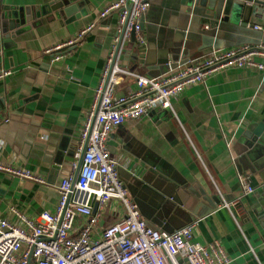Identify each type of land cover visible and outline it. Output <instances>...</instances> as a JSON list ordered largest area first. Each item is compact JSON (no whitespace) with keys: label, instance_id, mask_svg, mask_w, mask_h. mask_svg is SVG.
Instances as JSON below:
<instances>
[{"label":"crops","instance_id":"obj_1","mask_svg":"<svg viewBox=\"0 0 264 264\" xmlns=\"http://www.w3.org/2000/svg\"><path fill=\"white\" fill-rule=\"evenodd\" d=\"M2 1L33 15L49 0ZM110 1L70 0L78 5V17L52 12L31 17L21 26L23 32L0 48V70H11L0 80V163L44 181L0 171V218L16 222L13 209L29 219L55 210L57 184L71 171L81 124L116 36V14L99 17ZM233 10L227 22L214 32L208 30V38L197 44L192 41L197 24L187 28L180 0H149L142 18L143 42L127 39L120 65L156 76L171 56L182 63L207 51L261 42L264 20L258 15L241 17ZM241 21L247 24L242 26ZM91 24L62 59L51 62L43 53ZM185 32L186 53L173 54ZM256 60L264 64V58ZM134 89L133 79L127 77L115 93ZM171 107L127 120L109 134L108 148L117 170L138 175L147 168V159H163L213 205L192 221L193 241L205 244L218 239L228 264H264V70L226 68L203 83L186 86L171 98ZM240 177L246 178L252 192H242ZM223 198L237 202L224 207ZM104 214L99 227L117 220L116 211Z\"/></svg>","mask_w":264,"mask_h":264},{"label":"built area","instance_id":"obj_2","mask_svg":"<svg viewBox=\"0 0 264 264\" xmlns=\"http://www.w3.org/2000/svg\"><path fill=\"white\" fill-rule=\"evenodd\" d=\"M148 7L149 0H111L99 11V17L116 14L118 28L81 124L71 171L57 184L58 200L53 212L44 210L29 219L13 209L16 222L0 218V264L229 263L218 239L205 244L193 241L192 223L170 233L150 227L119 177L117 161L107 141L109 134L127 120L156 108L171 110L172 97L188 85L203 83L214 73L229 67L264 70V64L256 60L264 58V44H243L221 52L211 50L177 62L162 74H139L121 66L120 56L127 39L143 42L141 20ZM92 26L81 28L74 36L43 49V53L51 62L62 59ZM10 74L9 69L0 70V80ZM127 77L133 79L135 89L116 94V86ZM0 171L44 182L27 170L2 163ZM240 184L243 193L253 191L245 177H240ZM236 202L223 198L221 206ZM109 204H113L117 220L99 227Z\"/></svg>","mask_w":264,"mask_h":264},{"label":"water","instance_id":"obj_3","mask_svg":"<svg viewBox=\"0 0 264 264\" xmlns=\"http://www.w3.org/2000/svg\"><path fill=\"white\" fill-rule=\"evenodd\" d=\"M180 4L183 7L184 14L188 17L187 28H190L191 23L192 25L197 24L198 34L192 40L196 41L197 44L199 41L204 43V40L208 38V30L214 32L220 27L221 22H227L229 20L228 14L232 9H234L233 14L236 13L241 17L258 15L261 20H264V0H180ZM77 10L78 5L73 4L70 0H49L41 5L40 13L32 15L20 8L7 7L0 0V48H5L10 39L22 33L21 26H24L26 21H30L31 17L36 18L40 14L50 12L56 15L62 13L64 16L74 14L78 17ZM245 24L243 21L240 22L242 26ZM121 34L122 31L119 33L117 47L122 38ZM187 37L186 32L180 34L179 40L175 44L178 45L177 49L173 54L186 53L188 49L185 44ZM250 43L245 42L244 44ZM259 43L264 44V27ZM179 44L181 45L179 46ZM171 58L172 60L167 61L162 73L167 71L169 66H175V62L179 59L178 56L175 59L172 56ZM121 127L119 125L117 129H121ZM107 144H109V139ZM56 163H59V160ZM80 163L81 157L77 161L76 170H78ZM146 163L147 168L138 175L128 173L122 175L119 171L118 174L141 216L146 221L155 223L157 225L156 229L170 233L192 223L195 217L201 216L204 212L212 210L213 205L208 204L207 196L203 192L190 187L166 161L154 158L147 159ZM212 201L216 204L220 200L217 197H212Z\"/></svg>","mask_w":264,"mask_h":264},{"label":"rangeland","instance_id":"obj_4","mask_svg":"<svg viewBox=\"0 0 264 264\" xmlns=\"http://www.w3.org/2000/svg\"><path fill=\"white\" fill-rule=\"evenodd\" d=\"M107 212H111L113 215L115 213V210H113V204H109V207L107 208ZM147 224L152 228H157V225L151 221H146Z\"/></svg>","mask_w":264,"mask_h":264}]
</instances>
